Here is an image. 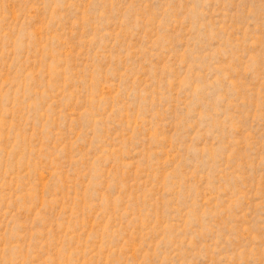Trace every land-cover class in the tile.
<instances>
[{
	"label": "rangeland",
	"instance_id": "obj_1",
	"mask_svg": "<svg viewBox=\"0 0 264 264\" xmlns=\"http://www.w3.org/2000/svg\"><path fill=\"white\" fill-rule=\"evenodd\" d=\"M0 264H264V0H0Z\"/></svg>",
	"mask_w": 264,
	"mask_h": 264
}]
</instances>
